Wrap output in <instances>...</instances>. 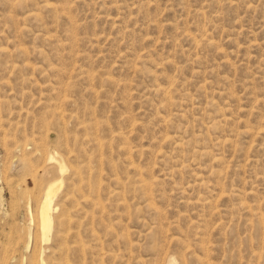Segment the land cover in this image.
I'll use <instances>...</instances> for the list:
<instances>
[{"label":"rangeland","instance_id":"rangeland-1","mask_svg":"<svg viewBox=\"0 0 264 264\" xmlns=\"http://www.w3.org/2000/svg\"><path fill=\"white\" fill-rule=\"evenodd\" d=\"M41 259L264 264V0H0V264Z\"/></svg>","mask_w":264,"mask_h":264},{"label":"bare ground","instance_id":"bare-ground-1","mask_svg":"<svg viewBox=\"0 0 264 264\" xmlns=\"http://www.w3.org/2000/svg\"><path fill=\"white\" fill-rule=\"evenodd\" d=\"M67 86H68V84H67ZM65 96V95H64ZM47 153H48V151H46ZM46 154V153H45ZM47 160H48V162L49 163H52L54 166L53 167H55L56 168V172H55V169H54V172L56 173V177H52V179H50L49 181L47 180V179H49V176L47 177V179H46V181H47V183H46V185H45V187H44V192H43V195H42V197H40L41 198V200H40V202H39V205H38V210H37V213H38V230H39V233H40V237H41V240L45 243V242H48L49 240H50V238H51V232H52V230H53V226H54V223H55V219H54V213L58 210V206L56 205V202H55V200L57 199V197L59 196V194H60V192L62 191V188H63V185H64V180H65V174L67 173V171H68V169H69V165H68V163L66 162V159H65V157L63 156V154H61L59 151H58V149L56 150L55 148L54 149H49V153H48V156H47ZM51 165V164H50ZM50 168V171L52 170V167H49ZM49 171V172H50ZM47 171H45V173H46ZM51 173V172H50ZM52 176H53V174H52ZM140 182H141V180H139ZM143 181V180H142ZM91 182V181H90ZM90 182H88V183H90ZM138 182V181H137ZM140 182H139V184H140ZM144 183H146L147 184V182H149V181H143ZM146 184H144V185H146ZM151 183H149V185H150ZM144 185H143V189H144ZM148 184H147V186H149ZM91 188H92V186H90ZM150 187V186H149ZM149 187H148V189H149ZM96 188V187H95ZM138 188V187H137ZM142 188H141V190H142ZM146 189H147V187H145ZM94 189V188H93ZM146 189H144V192H145V190ZM150 189H151V187H150ZM91 190V189H90ZM96 191V190H95ZM94 191V192H95ZM147 191V190H146ZM148 191H150V190H148ZM91 193V192H90ZM93 193V192H92ZM90 195V194H89ZM88 195V196H89ZM84 196V195H83ZM88 198V197H87ZM89 199V198H88ZM82 200H83V198H82ZM92 201V200H91ZM97 201V200H96ZM97 203H99V202H97ZM92 204H93V202H92ZM96 204V203H95ZM97 205V204H96ZM96 205H95V207H96ZM98 205H102V204H98ZM98 208L100 209L101 207L100 206H98ZM28 212H29V215H30V219H31V221H33L34 219H33V211H32V207L29 205L28 206ZM36 210V209H35ZM102 210V209H101ZM86 216V215H85ZM84 216V217H85ZM90 216V215H89ZM58 217V216H57ZM61 217H62V214H61ZM83 217V218H84ZM91 217H92V215H91ZM64 218V217H63ZM63 218H62V221L61 222H63ZM70 220H72V219H70ZM58 221H60V220H58ZM57 221V222H58ZM68 221V224L69 223H71V222H69V219L67 220ZM66 221V222H67ZM30 225H31V223H30ZM60 225V224H59ZM63 225V224H62ZM32 227V226H31ZM66 230V229H65ZM68 230V229H67ZM59 231V230H58ZM109 232V231H108ZM60 233V232H59ZM65 233V232H64ZM70 233V232H69ZM75 233V232H74ZM110 233V232H109ZM71 234H73V233H71ZM56 235H57V233H56ZM74 235V234H73ZM121 235V238H122V235L123 234H120ZM59 236V235H58ZM72 236V235H71ZM60 237H62V234H60ZM74 237H75V235H74ZM119 237V236H118ZM76 238V237H75ZM120 238V237H119ZM124 238H122V240H123ZM61 240H62V238H61ZM64 241V240H63ZM62 241V242H63ZM79 241V240H78ZM124 241V240H123ZM81 242V241H80ZM34 243L36 244V241H34ZM78 244V242L76 243V245ZM66 245V244H65ZM74 244L72 243V245L71 246H73ZM80 245H81V243H80ZM75 246V245H74ZM77 247V246H76ZM74 248V247H73ZM78 248H79V246H78ZM81 248V247H80ZM79 248V249H80ZM83 249V248H82ZM81 249V250H82ZM73 251H75L74 249H73ZM75 253V252H74ZM77 253V252H76ZM112 253V252H111ZM108 254V253H107ZM77 255H79L78 253H77ZM112 254H110V256H111ZM74 256V255H73ZM76 256V255H75ZM74 256V257H75ZM77 257V259H78V256H76ZM34 259V258H33ZM45 259V258H44ZM75 260V259H74ZM80 260H81V258H80ZM66 261H67V259H66ZM76 261V260H75ZM83 260H81V262H82ZM78 262H79V260H78ZM80 263V262H79ZM39 264H46V262L43 260V259H41L40 260V262H39ZM83 264V263H82Z\"/></svg>","mask_w":264,"mask_h":264}]
</instances>
